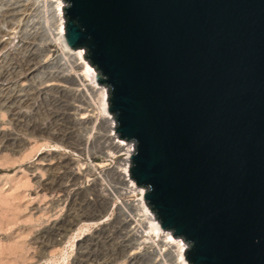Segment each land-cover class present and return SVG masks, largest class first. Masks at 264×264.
Returning <instances> with one entry per match:
<instances>
[{
  "label": "water",
  "instance_id": "obj_1",
  "mask_svg": "<svg viewBox=\"0 0 264 264\" xmlns=\"http://www.w3.org/2000/svg\"><path fill=\"white\" fill-rule=\"evenodd\" d=\"M130 178L188 264H264V0H64Z\"/></svg>",
  "mask_w": 264,
  "mask_h": 264
},
{
  "label": "rangeland",
  "instance_id": "obj_2",
  "mask_svg": "<svg viewBox=\"0 0 264 264\" xmlns=\"http://www.w3.org/2000/svg\"><path fill=\"white\" fill-rule=\"evenodd\" d=\"M56 18L46 0H0V264H175Z\"/></svg>",
  "mask_w": 264,
  "mask_h": 264
},
{
  "label": "bare ground",
  "instance_id": "obj_3",
  "mask_svg": "<svg viewBox=\"0 0 264 264\" xmlns=\"http://www.w3.org/2000/svg\"><path fill=\"white\" fill-rule=\"evenodd\" d=\"M50 1L46 0L49 6H50V3L52 4V7L54 8L55 13H56V17H57L56 19L58 23L56 39L58 40L60 44L58 42L57 43L62 48V51H64L63 53H65L67 56H70L73 59L79 71L78 79L80 80V82L84 83L86 86L90 88V90H92L94 93L97 94L99 111L102 117L104 118L103 124H105L106 126L109 125L110 136L113 137L116 148L119 149L120 151L124 150L126 152V155H127L126 167L124 171L122 172V175H124L123 178H125V182H127L126 184L128 185V188L131 187L134 193L141 195V197L138 199V202H139L138 205H139L140 210L144 213V215L146 216L148 220V224H149L148 230L150 234L157 238H162L163 239L162 244L164 248L168 247L172 249V255H173V258L175 259L174 262H176L177 264H188L184 258V254L187 249V242H185L181 238L173 236V233L171 231L162 229L159 221L156 218V215L149 210L145 200H143L142 198L144 189L142 187L136 186L134 184V181L130 178V171H129L130 156L129 155L133 151L134 143L131 141H126L128 143L126 144L125 142L118 140L119 135L117 132H115L116 131L115 130L116 129V119L111 115V113L108 112V101H107L108 88L103 84L102 85L98 84L96 80V71L94 70V67H92L88 63L87 60L83 59L84 50L82 48L71 50L69 49L65 41V38H64V34H65L64 4L65 2L64 0H50Z\"/></svg>",
  "mask_w": 264,
  "mask_h": 264
},
{
  "label": "built area",
  "instance_id": "obj_4",
  "mask_svg": "<svg viewBox=\"0 0 264 264\" xmlns=\"http://www.w3.org/2000/svg\"><path fill=\"white\" fill-rule=\"evenodd\" d=\"M65 5V4H64ZM65 35V34H64ZM65 38V37H64Z\"/></svg>",
  "mask_w": 264,
  "mask_h": 264
}]
</instances>
